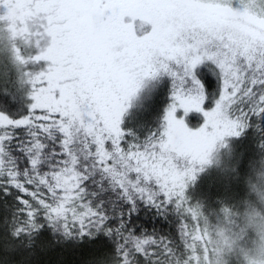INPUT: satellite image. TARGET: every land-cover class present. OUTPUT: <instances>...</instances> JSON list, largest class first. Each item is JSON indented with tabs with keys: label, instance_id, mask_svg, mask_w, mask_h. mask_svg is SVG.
<instances>
[{
	"label": "snow or ice",
	"instance_id": "1",
	"mask_svg": "<svg viewBox=\"0 0 264 264\" xmlns=\"http://www.w3.org/2000/svg\"><path fill=\"white\" fill-rule=\"evenodd\" d=\"M0 5L10 7L9 0H0ZM101 15L102 7L96 9V16L100 18ZM122 15H111L109 26L116 30L124 27ZM147 18L153 24L150 37L143 41L131 38L128 47L116 57L110 46L105 50L107 74L113 81L112 86L103 92L108 100L107 111L99 103H90L87 95L77 97L74 103H66L62 108L50 100H42L37 89L50 83L55 70L51 50H45L47 39L43 38V29L37 25L34 36L12 32L14 39L20 36L36 44V53L27 59L19 48L15 52L20 63H34L37 69L25 73L33 86L29 115L13 120L0 113V158L4 144L14 138V129L21 125L35 141H38L41 131L52 137V128H55L62 137V162L71 157V166L61 170L55 184L39 173L35 178L29 175L40 165L39 155L35 158L30 156L33 150L39 153L44 148L40 142L28 141V150L22 149L30 161V170L17 167L5 174L0 164V174L7 176V184L24 194L18 199L26 209L25 221L14 235L39 230L42 225L37 222V217L43 213L53 227L59 224L66 237L74 233L77 236L93 235V229L95 233L104 231L111 234L115 231L124 244L119 249L121 264H132L135 255L141 253L152 264H162L157 248L171 261L175 253L171 250V243L165 242L164 238L136 237L127 230L124 222L116 229L109 228L104 215L90 207L77 205L74 194L80 191L78 158L69 150L74 137L82 133L85 137L83 147L88 156L93 157L97 164L104 165L103 170L114 179L122 177L117 183L130 203L134 205L135 202L134 196L129 195L131 189L132 193L156 208L174 204L183 217L180 226L183 237L186 226L196 215L185 196L187 181L195 178L196 166L209 163V156L218 142L225 137L240 136L253 117L264 116V51L253 52L243 46L226 34L229 32L226 27L212 22L205 10L196 5H178L165 15L154 9ZM127 27L130 29L131 25ZM201 60L211 61L213 72L222 81V89L215 99L211 98L213 106L209 110H205L204 105L210 99L211 73L208 79L197 75L195 66ZM173 63L180 66V71L173 69ZM162 73L173 77L174 83L171 103L165 109L161 129L144 142L126 143L125 132L121 128L123 114L143 82ZM81 85L82 90L92 91L87 73L81 74ZM65 97L67 93L61 99ZM193 111L202 112L206 118L203 126L195 131L189 130L185 123ZM33 125L35 133L31 132ZM185 162L189 165L186 168ZM117 164L125 171H117ZM128 237L134 238L137 250L125 252L129 247ZM182 243L186 244V240L182 239ZM149 244L153 246L149 250H139ZM176 264H204V261L194 259L192 252L186 251Z\"/></svg>",
	"mask_w": 264,
	"mask_h": 264
},
{
	"label": "trees",
	"instance_id": "2",
	"mask_svg": "<svg viewBox=\"0 0 264 264\" xmlns=\"http://www.w3.org/2000/svg\"><path fill=\"white\" fill-rule=\"evenodd\" d=\"M249 1L254 4L256 2V0ZM240 2L246 4L245 0ZM137 3V13L134 11L125 13L121 20L123 26L131 25L128 29L132 35L127 30L126 40L119 35V32L103 40L100 70L104 74L101 76L100 86H92V91L82 90L81 76L78 74L77 80L68 86L71 88V91H68L71 99L67 103H74L77 97L87 95L90 97V103H99L101 108L107 111L106 105L102 102V98L105 97L103 92L112 86L113 81L107 74L106 48L110 46L113 56H118L128 47L131 38L135 41H143L151 36L153 24L147 17L154 9H159L161 14L165 15L169 9L180 5L175 0H138ZM140 6H143L142 10ZM89 8L92 9V5ZM205 13L212 22L226 27L229 30L226 34L238 40L243 46L251 48L253 52L264 51V31L257 26L243 18L225 17L209 11ZM91 15L92 13L89 17ZM87 21L91 22L90 19ZM2 29L3 23L0 19V30ZM1 33L0 31V35ZM3 40L5 41L4 38ZM1 43L2 39H0ZM8 54L7 51L0 50V59L4 67H7L5 70L0 68V113L10 119L18 120L31 112L32 91L31 89L29 91L23 83V69H19L14 63L16 58ZM172 67L180 71L179 65L173 63ZM195 67H197V75L203 79H208L211 73L210 99L204 105V109L209 110L213 106L211 98L215 99L222 89V81L213 72L214 66L211 61L201 60ZM190 71L191 69L189 73ZM107 82L111 85H107ZM173 83V77L166 73L143 82L122 116L121 128L125 132L126 143L144 142L161 129L165 109L171 103ZM54 89L39 92L41 99L50 100L62 108L65 103H62L58 88L57 91ZM205 119L202 112L193 111L185 119V123L189 130L195 131L203 126ZM31 132L35 133L34 125L31 126ZM52 132L53 136L49 137L46 132L41 131L38 141H35L33 135H30L23 125L16 127L13 132L14 138L4 144L3 155L0 158L4 173L6 174L9 169L15 171L17 167L20 170H30V161L22 149L28 150V141L40 142L44 148L39 153L36 150L30 153L32 158L39 155L40 165L29 175L35 178L39 173L55 184L61 170L71 166V157H66V162H62L64 156L62 137L55 128H52ZM84 141L85 137L82 133L76 134L69 149L71 155L78 158L80 191L74 194L77 205L90 207L94 212L104 215L105 223L109 228L116 229L121 222H124L127 230L136 237L143 238L144 235H148L158 240L164 238L165 242L169 241L175 256L170 261L162 254V250L157 248L162 264H176L178 260H182V255L186 251H191L194 259H202L204 264H210L209 259L203 258V254L205 247H211L204 246V242L209 245L210 240L213 246L215 239L219 246L221 237L217 233L221 228L227 227L221 209L225 205H239L247 191L246 177L259 162L264 161V116L253 117L249 127L240 136L225 137L222 142H218L209 156V163L196 166L195 178L189 179L185 188L187 201L196 211L191 221L196 223L189 222L183 237L180 235L183 217L174 204L156 208L132 193L131 189L129 195L134 196L135 202L134 205L130 203L120 184L117 183L122 177L118 176L114 179L103 170L104 165L97 164L93 157L88 156V152L83 147ZM188 166L185 162L184 167ZM116 168L119 172L125 171L119 164ZM5 174H0V185H2L0 186V264H121L119 249L123 248L124 244L115 231L106 234L104 231L95 233L93 229V235L77 236L74 233L73 236L66 237L59 224L53 227L41 213L37 217V222L42 225L39 230L14 235L16 229L25 221L26 209L18 199L24 194L7 184ZM182 239L186 240V244L182 243ZM128 244L129 247L125 252L137 250L133 237H128ZM151 247L153 246L149 244L139 250L147 251ZM132 264H152V262L141 253L135 255Z\"/></svg>",
	"mask_w": 264,
	"mask_h": 264
},
{
	"label": "rangeland",
	"instance_id": "3",
	"mask_svg": "<svg viewBox=\"0 0 264 264\" xmlns=\"http://www.w3.org/2000/svg\"><path fill=\"white\" fill-rule=\"evenodd\" d=\"M175 1L180 5H196L205 11L221 16L243 18L264 31V0H256L255 4L249 0H245L246 4H242L241 0H230L229 2L226 0ZM137 2L138 0H9L10 7L0 5V19L3 23V29L0 30L2 32L0 50H5L16 58L15 49L19 48L20 53L26 59L31 57L37 51L36 44L32 40L20 38V36L14 39L12 32L34 36L36 26L39 25V28L43 29V38L47 39L45 50L50 49L51 56L55 60V70L50 83L41 86L37 91L39 93L45 89L58 88L61 97L67 93V97L62 102L66 104L70 101L68 91H71V88L68 86L77 80L78 74L80 76L84 73L88 74L90 87L100 86L101 76L104 74L100 70L103 40L107 37L111 38L117 32L126 40L127 30L129 32L126 26L119 30L109 26V18L116 13L127 14L132 11L137 13ZM91 5L92 9L89 8ZM101 7L102 15L98 18L96 9ZM142 7L140 6V10ZM90 13H92L91 17H89ZM88 19L91 22L87 21ZM14 63L19 69H23V83L26 88L33 91L30 78L25 73L35 72L37 66L31 62L20 63L17 58ZM4 66L0 59L2 70L7 68ZM107 85H111L110 82H107ZM102 102L107 105V98L103 97ZM205 245L211 248L205 247L203 258L209 259V253L215 252L216 248L212 246L210 240L209 245L204 242ZM229 264H240L239 256L230 257Z\"/></svg>",
	"mask_w": 264,
	"mask_h": 264
},
{
	"label": "clouds",
	"instance_id": "4",
	"mask_svg": "<svg viewBox=\"0 0 264 264\" xmlns=\"http://www.w3.org/2000/svg\"><path fill=\"white\" fill-rule=\"evenodd\" d=\"M247 191L237 206L221 209L227 228L213 240L215 252L209 253L210 264H229L230 257L239 256L240 264H264V161L259 162L246 177Z\"/></svg>",
	"mask_w": 264,
	"mask_h": 264
}]
</instances>
